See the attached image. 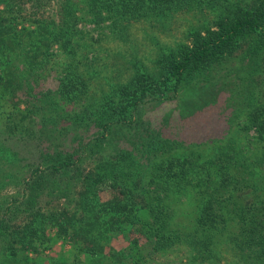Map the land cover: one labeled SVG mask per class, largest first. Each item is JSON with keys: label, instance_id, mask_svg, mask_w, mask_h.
I'll list each match as a JSON object with an SVG mask.
<instances>
[{"label": "trees", "instance_id": "obj_1", "mask_svg": "<svg viewBox=\"0 0 264 264\" xmlns=\"http://www.w3.org/2000/svg\"><path fill=\"white\" fill-rule=\"evenodd\" d=\"M203 1L62 0L59 14L48 16L38 9L51 0H0V189L23 187L22 198L0 201V264H42L54 242L89 254L94 264H131L143 254L151 264L181 246L195 260L221 261L232 248L240 264H264V194L251 209L240 208L239 195L231 200L243 187L264 188V90L243 89L232 101L235 127L200 142L166 136L144 117L195 73L235 58L244 39L250 60L236 75L246 82L258 71L264 0H208L221 6L213 25L192 31L171 56L160 51L156 67L132 64L102 97L79 66L90 70L88 56L103 32L115 36L133 22ZM84 20L101 34L79 26ZM60 51L69 61L57 88H39L43 67ZM186 107L184 101L179 110ZM106 185L116 192L103 200ZM50 200L58 203L48 207ZM96 207L101 214L94 216ZM20 214L22 222H12Z\"/></svg>", "mask_w": 264, "mask_h": 264}, {"label": "rangeland", "instance_id": "obj_2", "mask_svg": "<svg viewBox=\"0 0 264 264\" xmlns=\"http://www.w3.org/2000/svg\"><path fill=\"white\" fill-rule=\"evenodd\" d=\"M61 1L51 0V2L45 3L42 9H38L41 11L39 13L41 14L43 12L48 16L59 14L61 11ZM28 5H30V2ZM219 8L221 6L216 1L213 5H209L208 0H204L202 5L200 4L199 6L175 9L172 12H167L166 14L158 15L144 21L133 22L121 33L115 34V36L114 34L103 32L104 34L101 40L97 43L96 52L88 56L87 63L90 70L83 65H79L81 69H86V84L89 85L88 87L91 90L95 91V94L98 93L95 96L102 97V95L112 92L118 81H124L127 78L133 71L132 64L138 63L139 65L146 64L151 68L156 67L154 63L160 57V51H162V54H166L164 55V58H166L167 55L171 56V54L176 53L183 44L190 43L192 31L213 25L216 15L221 12ZM79 26L86 27L88 31L95 35H100L102 31V29H99V31L96 30L94 23H86L85 20L79 22ZM247 42L249 41L244 39L239 43L234 53L235 58L234 56L224 58L221 62L214 63L205 72L195 73V77L181 87L180 91H171L169 93V96L171 95L170 99L163 101L155 109L149 107L144 117L148 118L161 132L163 131L164 135L186 140L185 142H200L210 137H220L223 132L224 134L226 133L227 129L235 127H230L229 124V117L235 111L236 107L232 101L234 102V99L245 88L250 89V87H253L257 95H259L260 91L264 90V61L259 66H257L259 62H256L255 70L258 71L245 78L248 79L246 82L240 80L236 75L238 66L241 64L244 65L250 60V57L245 56L247 50H249ZM54 49L57 50V46ZM252 50L251 61H253L254 55ZM68 61L67 55L61 51L54 59H50L46 68L43 67L44 77L40 80L39 88H57L58 80L55 78L59 75L63 65L65 67L68 65ZM222 75L223 78H221ZM222 81L223 85H221ZM236 91L237 95H234L233 92ZM172 93L175 94L173 98ZM230 97H233V99ZM184 101L187 102V107L181 112L179 108ZM3 109L0 106V123L3 121ZM241 116H237V120H242ZM250 132L254 134L253 130ZM262 176H264L263 173ZM238 188L240 187L238 186ZM115 192V189H110L106 185L105 190L101 192V197L103 200L109 199ZM22 193V186H15L14 184L6 185L3 189H0V201L6 204V201L13 198L14 195L19 194L20 198H22ZM229 193H226L227 196H229ZM263 194L264 188L260 185L243 187L237 191L236 196L231 198V200L236 199L237 195H239L241 199L240 208L242 205L244 208L251 209L260 205L259 200L262 199ZM182 199L187 200L185 196ZM47 201V198H43L41 204L45 206ZM50 201L51 203L48 207H52V205L58 203L57 200ZM93 214L94 216L101 214L98 207L94 208ZM230 216L233 217V215ZM23 217L24 214H20L12 222L19 224L22 222ZM119 243L115 240L112 241V244L117 249L120 246ZM126 243L128 244V242H125L121 245H126ZM141 243H143V239ZM230 248L227 247L226 251ZM19 249L20 246L17 245V250ZM231 249L227 258L221 261H202L192 258L185 251L186 248L181 246V249L174 248L171 251L162 253V255H158L152 260V263L240 264L243 262L239 257L233 255ZM86 257H90L89 254L83 253L77 256L72 246L64 245L61 242H54L52 249L47 250L46 256L43 257L44 259H41L44 261L42 264L95 263V259L92 260L91 257ZM92 258L96 257L92 256ZM105 261L107 262V260ZM149 261V256H145V254L136 255L131 261V264H150Z\"/></svg>", "mask_w": 264, "mask_h": 264}]
</instances>
